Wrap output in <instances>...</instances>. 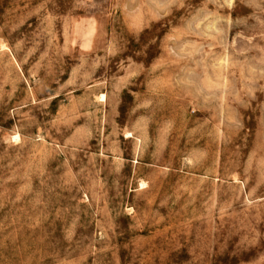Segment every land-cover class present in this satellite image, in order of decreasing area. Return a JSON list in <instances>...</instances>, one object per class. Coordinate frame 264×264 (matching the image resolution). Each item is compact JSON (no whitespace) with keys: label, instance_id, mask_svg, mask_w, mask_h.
<instances>
[{"label":"rangeland","instance_id":"obj_1","mask_svg":"<svg viewBox=\"0 0 264 264\" xmlns=\"http://www.w3.org/2000/svg\"><path fill=\"white\" fill-rule=\"evenodd\" d=\"M0 264H264V0H0Z\"/></svg>","mask_w":264,"mask_h":264}]
</instances>
